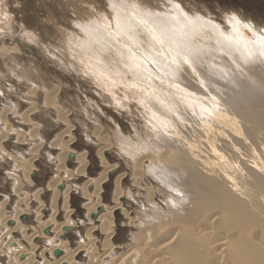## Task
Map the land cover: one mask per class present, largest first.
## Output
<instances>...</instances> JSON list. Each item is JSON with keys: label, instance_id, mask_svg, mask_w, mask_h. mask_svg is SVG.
<instances>
[{"label": "bare ground", "instance_id": "6f19581e", "mask_svg": "<svg viewBox=\"0 0 264 264\" xmlns=\"http://www.w3.org/2000/svg\"><path fill=\"white\" fill-rule=\"evenodd\" d=\"M66 1L71 3L72 13L76 15L70 26L81 34V38L76 39L83 48L81 51L89 56L94 54L92 58L122 75L113 76L106 70L104 76L120 84L122 80L127 82L123 74H130L129 85L137 89L141 88L138 84L143 79L150 86L149 90L142 87L148 95L155 90L152 77L164 80L166 88L170 86L171 89L157 94L158 105L149 108V115L144 120L147 123L145 132L132 122L128 126L134 134L119 138V150L123 153L120 156L134 161L131 171L134 187L126 189L121 184L125 177L122 174L115 178L113 205L108 206L101 202L104 197L101 187L104 190L108 175L116 165H108L102 155L112 151L109 150L112 137L105 135L100 127L89 136L92 143L100 145L96 154L105 170L96 179L78 185L77 180L81 179L78 177L84 175L88 161L85 153H74L70 149L74 126L70 112L58 99L59 88L48 89L43 105H40L35 103L33 96L42 90V85H35L25 94L30 97H27L30 101L27 104L33 103L22 111L21 102L13 101L8 95L9 90L3 93L5 87L0 85V104L4 107L0 112V159L5 153V161L11 162V175L19 173L23 179H11L14 196L20 195L21 188L30 186V178L34 180L35 166H39L37 160L46 147V142L39 137L42 125L35 123L34 112H40L44 106L53 109L56 122L63 127L49 143L60 151L52 159L55 175L46 184V190L51 192L49 200H44L42 189L32 191L28 199L27 193L21 192L25 197L15 203L14 214L6 210L9 208L8 197L0 201L1 262L81 264L78 257L84 253L85 264H104L110 253L122 248L112 244L116 232L112 218L120 211L119 216L130 220L134 229L139 226L141 229L137 235L133 231L130 233L133 244L117 264H141L142 250L145 251L142 264H188L189 256L208 244L213 247L210 264H264V256L253 248L258 247V243L264 245V26L231 14L225 21L228 29L214 21L216 19L202 18V15L183 8L176 0H105L107 12H101V15L94 14L95 7L82 6V0ZM108 14L110 22L106 21ZM0 15V20L2 16L6 17L3 11ZM245 29L251 32V37L245 35ZM1 43L0 49L5 47L3 41ZM164 56L169 61L164 60ZM153 69L160 75L152 72ZM171 82L179 83L182 90L175 88L172 92ZM111 94L115 93L111 91ZM110 102L121 108L125 103L115 98ZM11 120H16L20 129ZM23 124L34 128L25 131ZM151 125L156 129L152 133L160 139L150 137ZM14 134L17 143L30 141L32 144L28 158L18 151H15L18 155L4 151ZM70 153H74L76 167L73 170L66 168L73 160H67ZM147 179H152L155 184L145 186ZM69 180L73 182L72 186L66 184ZM140 191L146 193V202L141 199ZM74 192H80L84 199L86 222L72 218L69 202ZM159 194L167 208L165 213L157 207ZM122 197L133 201L135 210L143 211V216L129 217L121 203ZM99 207L103 208L97 215L99 226L87 227L82 234L78 229L94 224L89 217L97 213ZM60 214H63L62 222L58 220ZM22 216H27L28 220L23 222ZM184 217L187 226L181 221ZM10 221L13 226H9ZM196 221L206 224L202 227ZM26 222L29 225L24 224ZM166 224L170 228L174 225L172 234L161 240L156 235V228L163 226L165 230ZM65 226L78 230L79 240L74 248L70 247L69 241L60 238ZM96 228L103 234L100 242L94 235ZM45 229H48L47 234ZM14 234H18L20 241ZM211 234L215 239L206 244V235ZM102 248L106 252L101 254ZM38 250L41 261L36 260ZM55 250H60L61 256L47 261L44 255L48 253L54 258ZM20 255L25 257L21 259ZM205 263L202 260V264Z\"/></svg>", "mask_w": 264, "mask_h": 264}, {"label": "rangeland", "instance_id": "374dc122", "mask_svg": "<svg viewBox=\"0 0 264 264\" xmlns=\"http://www.w3.org/2000/svg\"><path fill=\"white\" fill-rule=\"evenodd\" d=\"M82 1H83L82 6L87 5L86 7L91 9L95 7L93 9L94 14L100 13L101 15V12L104 11L107 12L105 0H82ZM176 1L183 8H187L195 12L196 14L202 15V18L210 17L212 18V20L216 19L214 21H217L220 25H222L225 28H228L227 27L228 25L225 24V21L228 19L229 15L231 14H232L231 16L235 15L243 20L255 23L258 26L260 25L264 26V0H176ZM72 10L73 9L71 3L66 0H0V12L3 11L4 16L6 14V17L3 18L2 16L0 20V46H2L1 43L2 41H3V46L5 45V47L0 49V85H2V87H5L2 89L3 93L7 89V91L9 90L8 95L11 96L13 101L21 102L22 107L21 106L20 107L22 111H24L26 108H30L33 103L32 102L31 105L27 104L29 101L28 98L30 97L25 96V94L33 87H36L37 85L38 87H40L42 85L40 87L42 90L37 91L35 96H33L35 103L40 105L41 104L43 105L44 97L48 89L50 90L51 88H55L56 86L59 88L60 91H59L58 99L61 105L65 107L67 111L70 112L71 123L74 126V131L72 135V137H74V141L71 144L70 149L74 153L75 152L85 153L88 161V166L86 168L84 175L78 177L81 178L79 181L77 180L78 185L83 184L85 181L89 179L90 180L96 179L100 174V172L105 170V167L100 164V159L96 154L100 145L92 143L90 139L94 129L100 127L103 129L105 135H109L112 137L113 144L109 148V150H112V152L109 154L108 157L102 155V158L103 157L105 158L103 159L105 160V162L107 161L106 163H108V165H116L115 168L113 169L115 173L110 179H108L107 187L104 190L101 187V193H103L104 196L101 197V202L104 205L112 206L113 205L112 193L114 190L115 178L121 176L122 174L125 177L121 180L122 182L121 184H124L126 189H131V187H134V184H132L134 183V180L132 179L131 176L132 165L134 161L132 159H129L128 157L123 158L122 156H120V154L123 153H121L119 150V144H120L119 138L125 135L129 137L130 134L131 135L134 134L132 133L133 130L130 129L131 127L128 126L130 125L129 123L132 122H134L136 126L141 128V130L145 132L147 130L145 127L147 123H145L144 120L145 117L149 115L150 112L149 108H152L153 104L158 105L157 94L159 92H162V90L165 91V89L167 88L171 89V87L167 86L166 88L165 86L166 83L164 80H161L157 77H152V83L155 84V85L153 84L154 85L153 88L155 90L152 95H148L143 90V88L146 87V89L149 90L150 86L148 84H145L143 82L144 81L143 79H142L143 81L140 80V83L138 84V86H140L141 88L137 89L129 85L131 83L130 80L132 79V76L130 74L124 73L125 75L123 74V76L126 77L127 82L122 80V83L120 84L119 82L104 76L105 74L104 71L107 70V72H109L110 75L113 74V76L122 77L120 73H114L113 70L107 68L104 65V63L92 58V56L94 57V54L91 55L90 53L91 56L90 57L87 53L81 51L83 50V48H81L79 44H77L76 42V39L80 37L81 34L78 33V30L77 32H75L76 29L74 30L70 26L71 21H73L76 17V15L72 13ZM106 21L108 22L111 21L110 14H108ZM71 33H74L75 36L72 35ZM245 35L247 37L252 36L251 32L248 29H245ZM7 43L12 45L9 46ZM74 43L77 44V46H75ZM166 57L167 56H164V60H168L166 59ZM100 68H102L103 71ZM151 71L157 72L156 74L160 75L158 70L156 69H153ZM12 72H14L15 74H12ZM143 73L146 72L144 71ZM126 75H128V77ZM31 82L35 84H32ZM108 83H110L111 85H109ZM123 83L125 84V87ZM177 84L172 83V85L174 86V90H172V92L175 91V88L182 90V87L180 88L179 83ZM111 91L114 92L115 94H111ZM145 95L147 96V98L145 97ZM20 97L21 99L22 98L23 99L20 100L19 99ZM111 98H115L116 100H121L125 102L124 107L121 108L118 106L111 105L110 102ZM142 99L144 100V102ZM146 102L148 103L150 102L149 105ZM45 107L46 106H44L42 110L40 109V112L37 110L34 112L35 113L34 121L35 123L42 125L41 127L42 130H40L39 132L40 133L39 137L43 139L44 142H46V147L44 148L45 150L43 151L42 156L37 160V162H39V166H35L36 172H35L34 180L28 178L31 183L29 186L30 188L29 187L21 188L19 196H14L11 191L12 189L11 179L15 177L19 181L20 180L23 181L21 174L19 175V173H17V176H15L16 174L11 175L12 174L10 173L11 162H9V160L5 161L6 160V157L4 156L5 153L1 154L2 156L0 159V201H3L6 199L5 197H8L9 208L8 209L6 208V210L9 214H14V209H15L14 205L18 201V199L19 198L22 199L21 197L23 196L25 197V194L23 195V193L21 192L27 193L26 199H28L30 197V194H32V191L42 189L45 192L44 200L47 199L49 200L50 198L51 192H48V190H46V184L55 175V165L54 163H52V159L58 153H60V151L59 149H55L49 146V143L50 141L53 140L54 136L63 129V127L62 126L60 127L59 124L56 122L54 115L55 111L49 107L46 108ZM2 108L4 107H2V105L0 104V112L2 111ZM11 121L15 123V126L19 127L20 129L21 125L16 120H11ZM93 121H95L96 124L92 125ZM23 127L25 131L26 129L30 130L34 128L33 125L27 126L24 124L22 128ZM151 128L152 130L150 131V133L156 130L155 128L152 127V125ZM150 137L153 139L158 136L152 133ZM157 139H160V137L156 138V140ZM38 141L39 140H37V142ZM29 142L30 141H26L24 144L17 143L16 134H14L13 139L8 140V143H6V145L4 146V151H7L12 154L17 153L15 151H18V153H21L22 155L24 154L26 156L29 148L32 146V144H30ZM18 153L16 155H18ZM28 157L29 156L27 155L26 158ZM125 159H127V161ZM69 163L70 166L68 167L66 166V168L68 170H73L76 167L75 160L73 159ZM20 173H23L22 170H20ZM70 182L71 180L67 181V183L66 182L64 183L72 186L73 182L71 183ZM154 184L155 182L152 179L149 180L147 179V182H145V186L147 187H151ZM140 192H141L140 193L141 199L144 200V202H146L148 199L146 193L143 191ZM126 197L121 198L122 199L121 203H123L125 210L129 212V217L135 218L137 215L143 216L142 213L144 212L136 211L135 210L136 204L133 201L128 200ZM161 199H162L161 194H159L158 198L156 199V201L159 204V206L157 207L159 208L160 211L165 213L167 211V208H165L166 206H164V203L160 201ZM83 203H84V199L82 198L80 192H74L72 194V198L70 199L69 205H70V209L72 210V218L76 221L86 222L85 219L86 211L83 207ZM89 218L95 222L94 224L93 223L87 224V226L78 229L82 231V234L89 227L92 226L98 227L100 224L99 222L100 220L98 219V217H97L98 221L96 220V217L94 219H92L91 217ZM31 219L33 221L32 217ZM112 219L116 227V232L112 239V244L118 245L122 248L118 250H114L113 252L114 254L113 253L111 254L109 252L110 257L107 258V261L105 260L104 264H112V262L113 263L115 262L114 264L119 263L120 260L118 259L122 258L129 251L127 249L131 247L133 244L132 240H130L129 237L130 233L133 231L137 235L139 229H141L140 226L138 227L137 230L134 229L133 225L130 223V220L126 218L124 219L122 215L118 217L116 222L114 216ZM58 220L60 222L63 221V214H60ZM181 221H183L186 226L188 225V221L185 219V217L182 218ZM178 223L179 225H182L180 222H177V225ZM204 223L205 222L203 221L202 223L196 221V224L197 225L199 224L202 227H204V225L206 224ZM24 224L29 225L27 222ZM128 224L130 225L128 226ZM166 225H164V228L166 226V228H168V231L166 228L165 231L163 229V226H159L156 228L157 230L156 235H158V237L161 240L171 233V230L173 229L174 226L173 225L170 228L169 224ZM78 230L77 231L72 230L71 233L64 239L71 243L70 245L71 248L76 247L78 244V240H79ZM208 234L209 231L207 235ZM94 235L96 236V238H98L99 242L103 238V234L98 230V228H96V231H94ZM207 235L206 238L203 236L207 240L206 244L210 243V241L215 239L213 234H211V236L210 235L207 236ZM18 241L20 240L18 239ZM152 241L153 240H151L150 243H152ZM208 245H205V249L201 247L200 249L201 250L203 249L202 251H200L199 249V251L195 252L194 255L189 256L190 258L188 257L189 258L188 264H202V260L207 264H210L213 261L212 250H211L213 249V247L212 244H210L211 246ZM257 245L258 247L253 246V248L259 250L261 256L263 257L264 245L260 243H258ZM206 247H209L210 250H207ZM39 252L40 250H38L36 253L37 254L36 260L41 261L38 254ZM105 252L106 250H104L103 248L99 250V253L101 254ZM144 252L145 251L142 250L141 251L142 254L139 255L140 258L139 261L141 264L142 261L145 260L143 258V256L145 255ZM45 255L47 256V258ZM45 255L44 257L47 261H53V259L55 260V257L54 258L51 257L48 253ZM78 260H80L81 264H85L87 262V259L84 257V253L78 257ZM156 261L159 263V259H157ZM2 264H5V262Z\"/></svg>", "mask_w": 264, "mask_h": 264}, {"label": "water", "instance_id": "95a60500", "mask_svg": "<svg viewBox=\"0 0 264 264\" xmlns=\"http://www.w3.org/2000/svg\"><path fill=\"white\" fill-rule=\"evenodd\" d=\"M111 152H112V151H107V152H105V156L108 157L109 154H110ZM73 157H74V153H70V154L68 155V157H67V160L70 161L71 159H73ZM69 166H70V165H69ZM114 173H115V171L111 172V173L108 175V178L110 179V178L113 176ZM107 185H108V182L103 186V188L105 189V188L107 187ZM102 211H103V208H102V207H99V208L97 209V213L92 214V215H91V218L94 219V218L97 217V215H98L99 213H101ZM119 213H120V211H116L115 214H114L116 220H117L118 217H119ZM21 220H22L23 222H25V220H28V219H27V216H22V217H21ZM8 224H9V226H13V225H14V223L11 222V221H10ZM71 231H72V228H71V227H68V226L63 227V228H62V232H63V234L60 236V238H61V239H65V238L71 233ZM44 233L47 234V233H48V229H45V230H44ZM17 235H18V234H14L15 237H17ZM53 256H54L55 258H59V257L61 256V251H60V250H55V251L53 252ZM24 257H25V255H20L19 258L23 259Z\"/></svg>", "mask_w": 264, "mask_h": 264}]
</instances>
